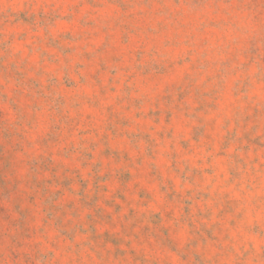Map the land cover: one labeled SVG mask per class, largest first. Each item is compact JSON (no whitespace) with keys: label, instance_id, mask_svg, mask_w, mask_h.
Masks as SVG:
<instances>
[{"label":"rangeland","instance_id":"1","mask_svg":"<svg viewBox=\"0 0 264 264\" xmlns=\"http://www.w3.org/2000/svg\"><path fill=\"white\" fill-rule=\"evenodd\" d=\"M0 264H264V0H0Z\"/></svg>","mask_w":264,"mask_h":264}]
</instances>
